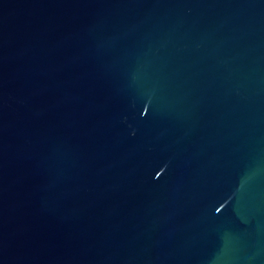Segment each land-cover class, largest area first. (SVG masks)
Instances as JSON below:
<instances>
[{
    "label": "water",
    "instance_id": "water-1",
    "mask_svg": "<svg viewBox=\"0 0 264 264\" xmlns=\"http://www.w3.org/2000/svg\"><path fill=\"white\" fill-rule=\"evenodd\" d=\"M0 264H264V0H0Z\"/></svg>",
    "mask_w": 264,
    "mask_h": 264
}]
</instances>
